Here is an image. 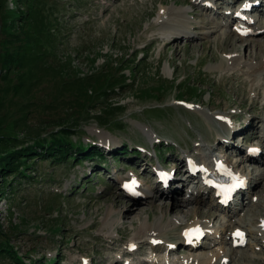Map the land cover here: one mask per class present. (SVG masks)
<instances>
[{"label": "rangeland", "instance_id": "rangeland-1", "mask_svg": "<svg viewBox=\"0 0 264 264\" xmlns=\"http://www.w3.org/2000/svg\"><path fill=\"white\" fill-rule=\"evenodd\" d=\"M192 1L0 0V18L6 11L14 13L11 22L7 17V32L23 40L37 15L35 32L44 43L37 49L42 55L34 79L18 93L14 87L23 71L12 66L7 79L0 72V137L9 136L10 150H17L39 136L51 138L69 129L60 154L80 152L74 147L78 144L87 149L85 154H102L65 162L42 155L20 165L21 174L0 178V227L5 233L0 239L17 256L0 257V264H154L160 256L177 264L205 254L217 255L207 264H219L225 254L230 256L226 264H264V238L256 229L264 213V72L251 73L261 64L264 68V0H257L260 9L251 14L253 30L262 33L259 38H242L235 30L240 24L230 22L228 12L237 10L235 3L241 0H216L209 11ZM165 11L184 15L192 41L164 44L166 30L177 23L162 26ZM206 22L210 24L203 27ZM0 38L13 37L5 33ZM44 67L54 72L40 77ZM68 68L78 78L109 72L102 78L111 76L112 93L91 103L73 100L74 93L63 85L72 78ZM113 78L125 85L118 88ZM253 117L258 139L240 143L249 130L228 132L230 124L243 128ZM227 135L235 136L229 149L221 147ZM248 145L262 150L256 161L245 160ZM143 150L149 156L133 155ZM189 156L198 162L218 158L235 167L251 183L250 190L230 209L214 207L211 192L197 179H186L185 167L177 161ZM156 167L180 169L177 195L162 193L145 201L121 193L118 180L127 176L138 179L143 194L161 190L153 179ZM189 195L203 200L175 201ZM196 221L210 226L212 233L193 252L176 244V238L184 227L179 225ZM160 224L161 246L152 247L139 233ZM235 225L248 232V240L230 251L224 231ZM133 241L131 246L140 245L142 254L123 256ZM164 248L171 250L166 254Z\"/></svg>", "mask_w": 264, "mask_h": 264}, {"label": "trees", "instance_id": "trees-1", "mask_svg": "<svg viewBox=\"0 0 264 264\" xmlns=\"http://www.w3.org/2000/svg\"><path fill=\"white\" fill-rule=\"evenodd\" d=\"M12 16L14 17V13L12 14L10 11H6L4 16L0 18V21H3V23L0 24V37L5 33H7L9 37H13L12 39L6 41L5 39L0 38V51H2V56H0V72L4 71L2 78L7 79L10 73H13V71H11L12 66L13 68L23 71L17 76V84L20 85L14 87V92L18 93L23 84H26L28 81L30 82L34 79V76L37 73L36 68L38 67L36 65L40 61V55H42L38 53L40 50L37 52V49H40L44 43L41 41L42 37H39L37 32H35L38 29L39 22L37 15H35L36 22L33 25V31L24 32L23 40H21L16 33L12 34L7 32L9 30V26L6 24V20L8 17L11 22L13 20ZM9 48L16 51L13 53L9 50ZM24 52H30L31 55L25 56ZM20 53H23L24 56H21ZM46 71L54 72L52 68L48 69L44 67L40 70V77ZM71 72L72 70L69 68L66 70V74H68L67 77L71 75L72 78L68 82H63V85L66 86L64 88L66 91L74 93V97L77 99L73 98V100H80L83 103H91L92 101H99L102 97L106 98L109 96V93H112V88L109 86L111 76L107 79L102 78L109 74V72H104L105 74H102V77L99 76L97 78H94L93 74H88L87 77L78 78L74 72ZM62 76L63 75H61V77ZM115 79L116 78H113L114 81ZM118 81V79L115 81L118 84V88L125 85L120 84ZM29 84H35V82ZM190 88L192 87L190 86ZM69 133V129H62L59 132L53 133L51 138H40L39 136L31 145H27L17 150H10V146L8 144V140H10L9 136H6L5 138L0 137V178L2 181H6L5 177L8 176V173L13 177L17 174H21L20 165L25 166L28 160L35 158L40 159L42 155H46L51 159L54 158L53 161L58 162H65L67 159L73 161H78L81 158L92 159L94 156L101 158L102 154L100 152L85 154L84 151L87 149H84L80 144H78V146L75 145L74 147H78L80 152L84 153L81 154V157H79L80 152L77 153L74 151L71 152L73 154H68V152H65L63 155L60 154L62 151V145H66V138ZM55 149H59L58 152L60 155L55 154ZM3 186L4 184H0V193H2ZM4 235L5 233L0 227V237H3ZM2 241L3 240L0 239V257L7 256L10 259L16 260L17 256L12 252V249L8 246V244L3 243Z\"/></svg>", "mask_w": 264, "mask_h": 264}, {"label": "bare ground", "instance_id": "bare-ground-1", "mask_svg": "<svg viewBox=\"0 0 264 264\" xmlns=\"http://www.w3.org/2000/svg\"><path fill=\"white\" fill-rule=\"evenodd\" d=\"M213 2L214 1H216V0H212ZM219 1V0H218ZM208 0H193L192 1V4L194 5V6H196V4H198V3H201L204 7H203V9H205V10H207V11H209V10H212L213 9V6H211V8H209L208 7ZM248 6H249V8H247L246 7V10H250V9H256V10H259V6L260 5H258L256 8H255V5L253 4V3H248ZM166 10V9H165ZM168 11H170V10H168ZM168 11H165V13L164 12H162V14L160 15V18L161 19H163V20H159L160 22H161V24H162V26H163V22H166L167 21V23L170 21H176L177 23L173 26V25H170V24H168V25H170V27H171V29H169V30H166V32L168 31V36L166 35V36H164V38H163V40L162 41H164L165 43L164 44H168V43H172V42H177V41H182V40H189V41H192L193 39H194V35H192L189 31L191 30L190 29V25H188V27H187V23L186 22H188V21H186V20H184L185 19V17H184V15H181V14H178L177 12H173V11H171V12H168ZM177 14H178V18L176 17L177 16ZM172 23V22H171ZM210 23H208V22H206V23H204L202 26L203 27H207L208 25H209ZM186 25V26H185ZM243 28H245V27H243ZM186 30H188V31H186ZM245 30H248V28H246ZM262 33L259 31V32H257V31H255V30H253L252 32H250L249 34H247V35H245L244 33L243 34H240V36L242 37V38H259V37H261L260 35H261ZM159 41H161V39H159ZM231 43V42H230ZM225 60V59H224ZM235 60V59H234ZM229 60V63H230V61H231V65L237 60ZM227 61V60H226ZM237 62H238V60H237ZM228 63V64H229ZM242 63V62H241ZM240 63V64H241ZM239 65V64H238ZM263 65H264V63H263ZM252 66V65H251ZM255 66V65H254ZM247 67H250V66H247ZM247 71H248V69H247ZM249 72V71H248ZM261 72H264V68H263V66H262V64L261 65H259V66H257V67H254V68H252V70H251V73H252V75H256V74H259V73H261ZM251 75V76H252ZM231 76H233V75H231ZM249 77V76H248ZM256 77V76H255ZM254 78V77H253ZM255 80H257V78H255ZM254 81V80H253ZM256 82V81H255ZM252 83V82H251ZM253 84V83H252ZM254 118L255 117H253V118H250V121H249V123H247L246 124V126H244L243 128H239V129H237L236 128V126H234V125H237L238 123H233V124H230L229 125V127H230V129L228 130V132H231V134H237L239 131H241L242 129H243V131H246V130H249V132H247L246 134H245V136H243V139L244 140H246V141H248V142H250V139H252V140H254V139H258V132H255V129H256V127H255V124H252V122L253 121H255L254 120ZM223 123H220V125H222ZM244 124V123H243ZM241 125V124H240ZM238 126V127H242V126ZM221 132V131H220ZM227 133V132H226ZM256 136V137H255ZM229 137V135H227L226 137H225V139L222 141V143H221V147L222 148H225V149H229V148H231L230 147V143L234 140V138H235V136H231L230 138H228ZM227 139H229V141L227 140ZM251 140V141H252ZM224 141H226V142H224ZM238 148H240L239 147V145L237 146ZM146 151L143 153V154H141V155H146ZM179 154V153H178ZM147 155L149 156V154L147 153ZM171 155H172V153H171ZM179 156V155H178ZM179 158V157H178ZM82 159V158H81ZM93 159V158H92ZM171 160H174V159H176V157H172L171 156V158H170ZM80 160V159H79ZM90 160V159H89ZM140 161H144L143 159H139ZM148 160V159H147ZM181 160V161H180ZM180 160H177V161H179V165H182L183 166V160L182 159H180ZM247 160L248 161H256L257 160V157H251V158H249V157H247ZM206 161L207 162H209V163H214V162H217L218 160H215V159H213L212 157L211 158H209V159H206L205 161H203L205 164H206ZM148 163V162H147ZM199 163H201V162H199ZM204 163H202V164H200V165H202L203 167H204V169H205V172L207 171V167H206V165L204 164ZM151 164V163H150ZM184 165H185V163H184ZM114 166V165H113ZM178 171H180V169H175L174 171H173V173H172V175H173V177L167 182V184H166V187L165 188H163V186L160 188L161 190H159L157 187L155 188V190L153 191V192H151V193H148V194H143V200H145V201H150V200H155V199H157L158 198V194H162V193H164L165 194V196H168L169 194H173L172 196H170V198H172V197H174L175 195H177L178 194V192H179V187L177 186V182H176V172H177V174H178ZM83 172V171H82ZM113 172H115V171H113ZM86 174V173H85ZM262 175H264V171H263V174ZM259 177V176H258ZM262 177V176H261ZM204 178V173H201V179H203ZM262 179V178H261ZM160 184V183H159ZM184 184V183H183ZM183 184H181V186H183ZM161 185V184H160ZM205 189H207L206 187H205ZM169 193V194H168ZM107 194V193H106ZM125 197H127V196H129L128 194H123ZM196 197H198L199 198V201H196V202H202V200H203V197H202V195L201 196H192V195H189V197L187 198V199H185V200H175V201H177L178 203H181V204H183V205H185V204H188V203H191V202H195V198ZM211 203H212V205H214V206H218L216 203H215V201L213 200V198L211 199ZM118 206V205H117ZM197 211V210H196ZM199 211V210H198ZM202 211V210H201ZM201 213V212H200ZM262 213V212H261ZM203 215H204V213H203ZM208 216H211V212L210 213H208ZM122 218H124L123 217V215H122ZM196 222H191V224H190V226L191 227H194V226H197L196 224H195ZM161 225V227H158V226H160ZM160 225H158V226H152V225H148L147 227H144V228H141V231H140V235H142V238L143 239H146V241H149L150 243V245L152 246V247H155V246H161V245H159V241L161 240V239H163L162 238V233H163V230H162V228L164 227V225H162V224H160ZM236 226V225H235ZM179 228H180V225H179ZM234 228V227H233ZM165 229V228H164ZM162 231V232H161ZM203 230H201V232H202ZM173 232V231H172ZM171 232V233H172ZM216 232V231H215ZM170 233V232H169ZM175 233V232H174ZM262 235H263V238H264V233H262ZM166 241V240H165ZM155 242H158V244L156 245V243ZM171 242H173V241H171ZM171 242H168V245L167 246H170V244L169 243H171ZM185 238L183 237V236H181V233L180 234H178V237L176 238V244H185ZM196 242V240L194 241V242H192V244L191 245H193L194 243ZM238 242V240L232 235V236H230V245H232V246H234L236 243ZM137 243H139V242H137ZM132 244H135L136 245V242L135 241H133V242H130V243H128L127 245H126V250L124 251V253H125V255H129V256H131V255H134V251L136 252H138L139 254H142V248H141V246L139 245V246H136L134 249H130V247H128V246H131ZM171 244H173V243H171ZM142 245H144V244H142ZM166 246V245H165ZM144 247V246H143ZM201 247H204V245H200V246H198L196 249H192L193 250V252H197V250L198 249H200ZM160 248V247H159ZM167 250L168 249H166V248H164V251H166L167 252ZM171 250V248L168 250V251H170ZM215 256H217L216 254H212V255H200V256H197V257H194V258H192V259H189V258H187L186 259V262H188V263H191V261L193 260L194 261V263H202V264H207V263H210L211 262V260L213 259V257H215ZM224 256H228V257H230L228 254H225ZM223 256V257H224ZM222 257V256H221ZM221 257H220V259H221ZM240 258V257H239ZM238 258V259H239ZM236 259V258H235ZM184 261V260H183ZM154 262V264H166V258H164L163 256H160V257H158V259H157V261H153ZM139 264H143V262H140Z\"/></svg>", "mask_w": 264, "mask_h": 264}, {"label": "snow or ice", "instance_id": "snow-or-ice-1", "mask_svg": "<svg viewBox=\"0 0 264 264\" xmlns=\"http://www.w3.org/2000/svg\"><path fill=\"white\" fill-rule=\"evenodd\" d=\"M237 235H241L240 233H237Z\"/></svg>", "mask_w": 264, "mask_h": 264}]
</instances>
